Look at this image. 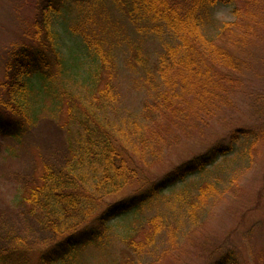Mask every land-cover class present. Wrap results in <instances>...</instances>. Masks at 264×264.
I'll return each mask as SVG.
<instances>
[{"label": "rangeland", "instance_id": "1", "mask_svg": "<svg viewBox=\"0 0 264 264\" xmlns=\"http://www.w3.org/2000/svg\"><path fill=\"white\" fill-rule=\"evenodd\" d=\"M38 3L0 0V83L10 52L28 42L27 29L38 13ZM235 6L237 17L234 5L215 6L203 30L219 39L223 23L243 22L237 32L243 33L244 40L229 45L242 61L239 69L230 72L235 78L232 88L216 99L214 114L199 122L186 119L185 130L170 125L169 117L153 118L155 122L144 117V102L156 90L146 81L144 70L130 61V47H140L141 56L149 58L151 65L163 49L157 37L139 33L112 0H97L80 14L65 12L49 18L61 67L56 68L52 58L55 75L47 88L39 76L29 79L32 90L27 97L38 117L21 140L0 133V257L8 255L12 264H41L39 255L59 240L26 212L19 198L20 191L35 182L43 164L59 171L68 159L66 137L58 123L65 107L59 115L55 93L70 91L85 103L93 97L96 60L84 46L82 30L106 54L105 69L112 73L118 93L110 118L128 137L129 166L136 171V179L124 189L102 198L103 205L138 196L179 162L213 143L229 142L237 129L250 130L252 135L236 141L232 153L218 158L201 174L165 189L147 207L111 220L104 241L89 245L72 264H211L228 251L241 264H264V0H236ZM104 83L102 77L100 84ZM4 93L0 86V102ZM158 123L172 126L174 132L166 136ZM135 130L152 150L142 157L133 154L136 140L140 142L137 135L136 140L132 138ZM160 134V146L149 142ZM180 191L189 199L178 198Z\"/></svg>", "mask_w": 264, "mask_h": 264}, {"label": "trees", "instance_id": "2", "mask_svg": "<svg viewBox=\"0 0 264 264\" xmlns=\"http://www.w3.org/2000/svg\"><path fill=\"white\" fill-rule=\"evenodd\" d=\"M96 1L39 0L38 13L27 29L28 42L14 47L5 62V76L0 83L5 92V99L0 102L1 134L21 140L38 117L27 97L32 90L29 79L39 76L47 88L51 85L47 81L55 75L51 71L52 58L56 68L61 67L55 47L56 32L49 18L65 12L80 14ZM112 1L139 33L155 36L163 45L151 65L149 58L141 56L140 47H130V61L134 60L144 70L146 81L156 90L155 96L144 102L145 109L147 107L144 117L151 122L159 116L169 117L170 125L174 123V127L185 130L186 119L198 121L214 114L216 99L226 96L232 88L230 85L235 78L230 72L239 69L242 62L231 52L229 45L244 40L243 33L237 32L243 22L223 23L219 39L209 37L203 30L217 5H234L232 11L237 17L236 0ZM247 1L252 3V0ZM247 10L250 11L249 8ZM79 35L88 53L93 54L96 60L92 74L95 85L90 91L93 97L85 103L70 91L58 90L55 93L57 102H60L57 106L59 115L62 106L65 107L64 116L60 115L58 123L66 137L68 159L59 171L43 164L35 182L20 191L19 199L26 212L59 238L39 255L41 264H72L89 245L96 246L104 241L111 220L147 207L159 199L165 189L201 174L218 158L232 153L236 141L249 139L252 135L250 130L237 129L229 142L213 143L200 154L179 162L138 196H127L103 205L102 198L124 189L136 179V175L135 169L129 166L128 137L122 133V127L110 118L118 93L111 81L112 73L105 69L106 54L99 42L93 43L86 32L81 30ZM102 77L105 78L103 86L100 84ZM158 124L166 136L174 132L172 126ZM136 132L132 138L136 140L137 135L140 142L136 140L133 154L152 152L150 144ZM156 136L153 135L154 140L149 142L160 146L162 135ZM176 196L186 199L181 191ZM9 260L8 255H1L0 264H12ZM211 264L241 263L234 252L228 251Z\"/></svg>", "mask_w": 264, "mask_h": 264}]
</instances>
